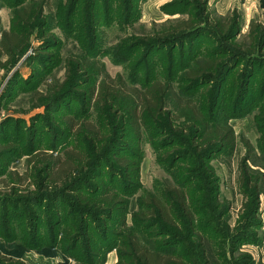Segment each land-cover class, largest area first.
Masks as SVG:
<instances>
[{"label": "rangeland", "instance_id": "obj_1", "mask_svg": "<svg viewBox=\"0 0 264 264\" xmlns=\"http://www.w3.org/2000/svg\"><path fill=\"white\" fill-rule=\"evenodd\" d=\"M204 2L201 9L189 0H132L130 5L126 0H0V40L24 22L31 25L28 46L12 61L0 57V124L6 122L0 125V145L15 144L19 151L0 160V264H74L83 260L87 246L100 249L102 264L119 262L117 250L104 252L91 229L68 211L75 226L39 225L64 214L60 200L46 199L38 209L42 196L30 199L49 194L48 189L37 191L33 185L30 192L19 193L27 196L21 201L8 190L18 183L9 180L8 173L22 175L32 149H47L60 131L63 139L58 144L71 143L66 121L97 122L87 95L102 79L101 66L111 77L109 83L124 88L123 93L156 78L171 85L165 106L182 140L167 146L160 135L129 140L131 151L141 150L139 185L128 198L129 232L161 252L181 250L189 264H264V0ZM23 10L26 16L21 19L17 13ZM205 14L210 19L239 16L240 33L228 42L214 41L211 34L216 29L204 21ZM190 16L194 18L190 34L188 29L175 47L170 43L171 47L155 49L144 61L149 49L140 44L164 40L159 35L181 21L189 24ZM172 37L166 38L171 42ZM245 57L250 58L242 61ZM217 60L213 82L190 85L191 70ZM197 116L209 126H231L234 150L209 147L205 159L202 153L191 155L190 142L189 149L185 142L201 128ZM129 134L133 132L128 130ZM28 185L23 179L19 186ZM176 185L191 188L193 228L188 232L178 223V232L189 239L167 245L175 240L162 233L173 232L174 227L146 229L134 223L132 214L139 210L140 198L161 199L166 187ZM126 233L117 236L115 247ZM70 234L73 243L68 241Z\"/></svg>", "mask_w": 264, "mask_h": 264}, {"label": "trees", "instance_id": "obj_2", "mask_svg": "<svg viewBox=\"0 0 264 264\" xmlns=\"http://www.w3.org/2000/svg\"><path fill=\"white\" fill-rule=\"evenodd\" d=\"M131 1L126 0L127 5H130ZM191 2H195L196 6H200L201 9L205 7L204 0H189L190 4ZM131 11L132 9H130ZM24 12V10L20 11L17 16L24 19L26 16ZM190 17L189 24L188 21H181L172 31L166 32V35H159L164 40L155 38L140 44L138 47L145 51L149 49V53L144 56V61L155 49L171 47L172 43L175 47L188 29L190 34L194 28V24L191 23L194 18ZM204 21L216 29L211 34V39L214 41L219 39L228 42L241 31L239 16L210 19V16L205 14ZM21 27L17 31L3 33L0 40V57L6 56L9 61H12L15 55L28 46L31 25L24 22ZM170 36H173L171 42L166 38ZM249 58L245 57L242 61H248ZM217 64L218 60L191 70L187 77L190 85L197 87L213 82ZM250 71L252 73L253 68ZM98 74L102 78L99 85L90 88L87 95L90 104H93L92 108L95 111L97 122L74 118L66 121L67 130L73 136L71 143L63 140L58 144L59 139H63V132L60 131L59 134L54 135L55 143H51L47 149H32L26 154L25 172L22 175L15 172L8 173L9 180L18 182L8 190L12 196L21 201L27 196L19 193L30 192L33 185L39 189L37 191L48 189L49 194L34 196L30 199L35 201L42 196V202L37 204L38 209H43L42 203L46 199L60 200L65 206L64 214L63 216L56 215L55 218L48 221L50 222L48 224L39 225L44 228L50 227V229H54L61 223L75 226L69 222L73 220L68 217V212L72 213L73 216L79 217L87 230L91 229L95 240L101 242L104 252L117 250L120 259L117 264H189V260L184 253L180 252L181 250L176 252L168 250L166 253L151 248L142 243L132 231L129 232L127 226L128 198L133 196L134 190L139 185L141 153L139 148L134 151L130 150L129 140L138 138L141 140V136L145 134L154 138L160 135L163 146L173 143L182 144L181 138L176 134L177 129H174L171 113L166 110L165 106V99L171 91V85L166 84L161 78H156L148 82L146 86L134 89L127 94L121 91L124 88H117L109 83L111 77L106 73L104 67L101 66ZM257 75L259 74L257 73ZM61 108L60 106L58 110ZM196 120L199 121L201 128H197L190 141L185 142L188 149L190 142L191 155L196 152L202 153L201 155H204L205 159V150L209 147L217 149L218 152L231 153L234 150L236 136L231 126L228 124L209 126L200 116H197ZM73 128L79 129L74 130ZM128 130L134 135L129 134L127 137ZM49 131L53 132V130ZM125 134L126 138H124ZM262 143H264V135ZM59 145L63 146V149H59ZM14 147L15 144L0 145V160H5L9 154L11 156L18 154L19 151ZM216 151H211L210 154L216 153ZM123 153H128L129 156H125ZM172 153V151H168V155L171 156ZM105 165H107L106 169ZM23 179L29 183L26 189H21L19 186ZM190 189L184 185H176L174 188L166 187L161 199L151 195L140 198L139 210L132 214L134 223L146 229L156 227L171 229L174 227L175 231L162 233V235L175 240L167 245L185 244V239H189V237L184 238L178 232L180 227L177 224L186 225L188 232L189 227L193 228V225L190 224L193 216L190 204L193 199ZM69 195L72 197L71 199ZM183 218H187V222H183ZM35 220H39V218L35 217ZM116 230L121 233H116ZM124 232L127 233L123 236L122 244L115 247L117 246V236ZM72 235L70 234L68 237V241L71 243L74 242ZM71 249V251H75L77 246ZM83 251L85 255L83 260L74 264H102L99 248L87 246L83 248ZM179 260L180 262H178Z\"/></svg>", "mask_w": 264, "mask_h": 264}]
</instances>
